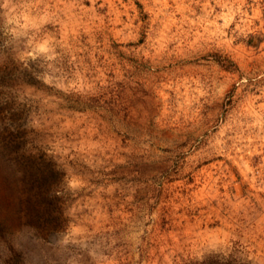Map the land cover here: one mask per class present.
Returning a JSON list of instances; mask_svg holds the SVG:
<instances>
[{
	"label": "rangeland",
	"instance_id": "374dc122",
	"mask_svg": "<svg viewBox=\"0 0 264 264\" xmlns=\"http://www.w3.org/2000/svg\"><path fill=\"white\" fill-rule=\"evenodd\" d=\"M4 3L0 264H264V0Z\"/></svg>",
	"mask_w": 264,
	"mask_h": 264
},
{
	"label": "clouds",
	"instance_id": "9594fccd",
	"mask_svg": "<svg viewBox=\"0 0 264 264\" xmlns=\"http://www.w3.org/2000/svg\"><path fill=\"white\" fill-rule=\"evenodd\" d=\"M4 8L8 7V0H5L4 5L2 6ZM41 22L44 23L46 22L43 18H41ZM45 55L48 57V59H53L55 57V50L50 44V41L48 39H44L41 43H39L36 46V49L34 52H32V58L35 59L37 58L38 55Z\"/></svg>",
	"mask_w": 264,
	"mask_h": 264
}]
</instances>
